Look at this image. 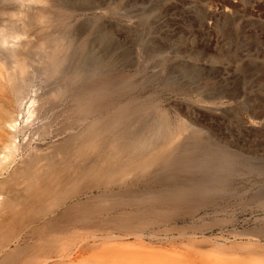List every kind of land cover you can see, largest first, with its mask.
I'll return each mask as SVG.
<instances>
[{
  "label": "bare ground",
  "instance_id": "bare-ground-1",
  "mask_svg": "<svg viewBox=\"0 0 264 264\" xmlns=\"http://www.w3.org/2000/svg\"><path fill=\"white\" fill-rule=\"evenodd\" d=\"M1 2L10 6L0 10V264H264V232L233 244L180 225L190 215L175 206L181 191L149 179L125 193H93L173 158L176 135L168 127L115 134L87 98L69 34L49 36L47 0Z\"/></svg>",
  "mask_w": 264,
  "mask_h": 264
},
{
  "label": "rangeland",
  "instance_id": "rangeland-1",
  "mask_svg": "<svg viewBox=\"0 0 264 264\" xmlns=\"http://www.w3.org/2000/svg\"><path fill=\"white\" fill-rule=\"evenodd\" d=\"M2 4L1 11L10 6ZM46 12L55 21L49 36L69 34L85 68L87 98L111 117L115 134L146 137L168 127L176 135L167 150L173 158L131 174L128 187L93 193H125L150 179L155 188L181 191L185 200L175 206L190 215L180 225L203 226L233 244L259 238L264 0H47ZM94 84L99 95L89 92Z\"/></svg>",
  "mask_w": 264,
  "mask_h": 264
}]
</instances>
